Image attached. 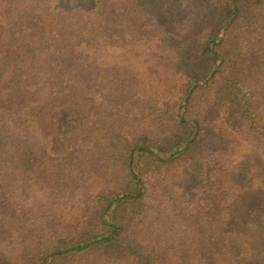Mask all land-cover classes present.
I'll use <instances>...</instances> for the list:
<instances>
[{
  "label": "trees",
  "instance_id": "1",
  "mask_svg": "<svg viewBox=\"0 0 264 264\" xmlns=\"http://www.w3.org/2000/svg\"><path fill=\"white\" fill-rule=\"evenodd\" d=\"M0 264H264V0H0Z\"/></svg>",
  "mask_w": 264,
  "mask_h": 264
},
{
  "label": "rangeland",
  "instance_id": "2",
  "mask_svg": "<svg viewBox=\"0 0 264 264\" xmlns=\"http://www.w3.org/2000/svg\"><path fill=\"white\" fill-rule=\"evenodd\" d=\"M157 51H154V53H156ZM135 58H138V62H139V66L141 68L142 71L144 72H148L150 71L151 65L149 63V59H148V55L147 52H141V53H137L135 54ZM68 118L66 116L65 112H61L60 116L58 117V122H59V126L60 129H64L67 125H68ZM218 159H220L219 162H222L224 164L230 163L232 162L229 158H227L226 156H218ZM213 171H215V169H213ZM157 229L158 231H155V240L157 243H160V241L165 240L166 236L168 234H171L172 236H174L176 230H172L169 228V226L165 225L164 223H158L157 224ZM146 234L149 235L150 232L144 231ZM140 236H144L143 233H140ZM165 243V248L163 249V251L167 252V259L165 262H167L168 260H170L169 258H175V257H180L182 259H186L189 257V255L187 253H181V255H175L174 254V250L175 249H179L180 246H178L179 244H184L185 242H177L176 244L173 242H164ZM213 249L215 250H219L220 246L218 243H213ZM181 249H186V245L183 246ZM171 253V256H169ZM215 253V251L213 250L212 253L209 254V257L213 256V254ZM204 257H207V255L203 254L202 255Z\"/></svg>",
  "mask_w": 264,
  "mask_h": 264
}]
</instances>
